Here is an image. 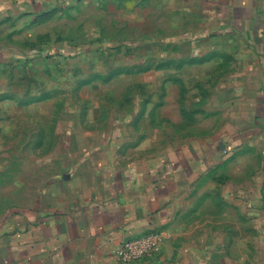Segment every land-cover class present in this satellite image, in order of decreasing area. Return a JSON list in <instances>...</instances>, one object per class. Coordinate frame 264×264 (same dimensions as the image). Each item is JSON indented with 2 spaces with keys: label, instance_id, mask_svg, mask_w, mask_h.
<instances>
[{
  "label": "rangeland",
  "instance_id": "rangeland-1",
  "mask_svg": "<svg viewBox=\"0 0 264 264\" xmlns=\"http://www.w3.org/2000/svg\"><path fill=\"white\" fill-rule=\"evenodd\" d=\"M205 2L69 0L0 22V215L32 207L56 179L82 191L168 145L213 141L226 107L218 86L237 72L221 55L229 42L202 37ZM235 156L196 187L182 238L255 262L262 245L244 194L262 154ZM160 234L151 257L162 256Z\"/></svg>",
  "mask_w": 264,
  "mask_h": 264
},
{
  "label": "crops",
  "instance_id": "crops-1",
  "mask_svg": "<svg viewBox=\"0 0 264 264\" xmlns=\"http://www.w3.org/2000/svg\"><path fill=\"white\" fill-rule=\"evenodd\" d=\"M63 1L69 0H0V22ZM204 9V32L211 34L202 37L228 41L221 55L229 58L230 73L237 72L218 86L226 90V107L213 141L168 145L162 156L82 191L62 192L60 179L48 183L32 207L0 215V264H124L115 250L152 232L166 235L162 256L133 264H264V0H206ZM236 152H245L247 160L250 153L262 154L261 174L250 179L257 188L244 194L262 245L255 262L228 257L205 240L182 238L196 187L229 157L236 167Z\"/></svg>",
  "mask_w": 264,
  "mask_h": 264
},
{
  "label": "built area",
  "instance_id": "built-area-1",
  "mask_svg": "<svg viewBox=\"0 0 264 264\" xmlns=\"http://www.w3.org/2000/svg\"><path fill=\"white\" fill-rule=\"evenodd\" d=\"M163 236L152 232L123 242L114 252L117 260L133 264L156 254L162 245Z\"/></svg>",
  "mask_w": 264,
  "mask_h": 264
}]
</instances>
